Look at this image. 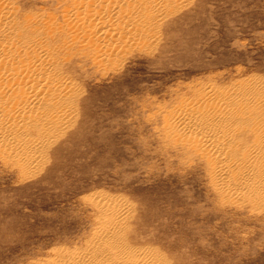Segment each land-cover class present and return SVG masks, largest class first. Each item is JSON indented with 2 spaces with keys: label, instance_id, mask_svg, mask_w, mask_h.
<instances>
[{
  "label": "rangeland",
  "instance_id": "obj_1",
  "mask_svg": "<svg viewBox=\"0 0 264 264\" xmlns=\"http://www.w3.org/2000/svg\"><path fill=\"white\" fill-rule=\"evenodd\" d=\"M2 1L14 21L33 16L38 31L22 44L65 45L51 52L74 92L39 164L0 156V264L81 249L100 220L93 204L104 199L124 202L126 232L162 264H264V207L227 202L205 160L164 131L204 86L264 97V0L169 4L152 29L132 25L142 41L117 43L99 62L92 49L71 46L82 30L65 17L108 10L110 1ZM48 29L60 36L41 39Z\"/></svg>",
  "mask_w": 264,
  "mask_h": 264
},
{
  "label": "bare ground",
  "instance_id": "obj_2",
  "mask_svg": "<svg viewBox=\"0 0 264 264\" xmlns=\"http://www.w3.org/2000/svg\"><path fill=\"white\" fill-rule=\"evenodd\" d=\"M102 1H110V9L65 17L82 30L70 37L71 46L92 49L97 62L111 60L117 43L142 41L132 25L152 29L169 4L181 0ZM30 21L31 14L12 20L0 0V156L22 168L39 164L41 149L67 120L74 92L51 52L65 45H43L36 39L21 43V36L38 31ZM56 36L58 32L48 29L41 39ZM198 96V104L173 111L164 131L170 127L187 151L205 160L211 183L227 202L264 207V97L247 87L215 91L210 86L202 87ZM93 205L100 220L83 247L53 250L35 264H162L126 232L129 212L124 202L104 199Z\"/></svg>",
  "mask_w": 264,
  "mask_h": 264
}]
</instances>
